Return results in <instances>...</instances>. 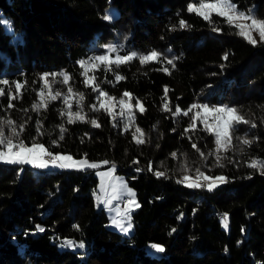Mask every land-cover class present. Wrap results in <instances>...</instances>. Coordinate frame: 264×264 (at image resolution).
<instances>
[{
  "label": "trees",
  "instance_id": "trees-1",
  "mask_svg": "<svg viewBox=\"0 0 264 264\" xmlns=\"http://www.w3.org/2000/svg\"><path fill=\"white\" fill-rule=\"evenodd\" d=\"M209 1L0 0V80L10 82L0 122L29 145L107 161L139 204L123 236L106 227L95 168L0 163V264H264V40L188 10ZM231 2L264 19V0ZM105 55L117 59L96 62ZM87 62L97 63L90 79ZM14 82L22 88L10 94ZM124 93L127 113L100 102ZM195 103L238 112L226 149L193 119ZM219 176L212 190L188 186Z\"/></svg>",
  "mask_w": 264,
  "mask_h": 264
},
{
  "label": "snow or ice",
  "instance_id": "snow-or-ice-1",
  "mask_svg": "<svg viewBox=\"0 0 264 264\" xmlns=\"http://www.w3.org/2000/svg\"><path fill=\"white\" fill-rule=\"evenodd\" d=\"M189 11H196L198 14L202 15L205 19H208L213 13L215 15L223 18L227 24L234 26L236 29H238V34L245 38L249 43H255V41L252 39L251 32L253 30H256L259 32L261 40H264V19H258L256 18V12L255 9L249 10L247 13L241 12L237 9V7L231 2V0H215L214 3H199V8H193L192 5L188 6ZM110 13H107L105 15V19H108L110 17ZM245 21H250V23H244ZM4 23H8L7 21H2ZM180 26L184 27L185 22L183 20L180 21ZM153 56L156 55V53H152ZM100 61L105 60L106 58L101 56L97 58ZM127 59V57H125ZM143 60L149 59L148 56H145L142 58ZM169 63H172V61H169ZM67 77H65V82H67ZM119 79V77H117ZM41 80L45 82V87H50L47 84L48 80V74H45L43 77H41ZM8 80H0V84L3 85H9ZM14 88H8L7 91L11 93H19V91L22 88V85L20 82H14ZM5 92V89L0 88V96H2ZM69 92H71V88H69ZM39 95L41 96V103L45 104L47 103V100L45 99V94L43 90L40 91ZM61 95L60 92H55L53 95L51 91L48 94V98L55 100L57 97ZM125 96L128 95V93H124ZM14 95L9 96V105L8 107H12L11 99H14ZM81 99L83 97L81 96ZM65 103L67 104L68 101L65 99ZM121 105L125 104V101H120ZM193 107H196L193 105ZM206 110L216 112V113H224L226 115H232L236 112L235 109L232 108H210L208 105L203 106ZM71 108V105H69V109ZM187 113H185L186 115ZM73 117L83 119L81 117V113L79 111L72 113H69L68 116V123H73ZM195 119V117H193ZM129 120H131V116H129ZM237 122L240 121L239 117H236ZM92 124H95L96 121L92 120L90 121ZM221 122L223 124V127H218L216 136H217V144L220 143V137L228 135V129L232 127V125L229 123L228 120L223 119L221 117ZM246 122V121H245ZM0 123H6L9 128L12 129L11 135H5V133L0 130V163L5 164H11V165H24V164H31L33 166L38 167H48L49 165H52L54 167H61V168H68V167H79L81 163H85V161H76L73 165H69L65 163V161L71 160L72 157L69 155H54L51 153V151H46V147L43 144H36L31 143L29 146L28 143H26L23 139L20 138V132L17 131V129L14 127L13 121H6V122H0ZM255 127V125H252ZM234 131H238V129H233ZM137 132H140V129H136ZM63 139V137H61ZM244 144H250L251 141L248 139L243 140ZM107 163V161H105ZM250 167H256L257 162L253 161ZM87 167L95 168L96 165L94 163L87 164ZM158 175H163V173H159ZM207 180L208 177H205ZM188 177H184V181H187ZM219 182H224L225 177L219 176L216 178ZM189 187H199V186H207L209 190H212L213 184H207V185H200V184H188ZM132 193L129 190V196H131ZM129 203H132L130 200ZM137 207L139 205H136ZM43 230V229H41ZM66 246H72V241H65L64 242ZM79 247H83V244L79 245ZM153 247L157 248L158 251H163L162 248H160L157 245H153Z\"/></svg>",
  "mask_w": 264,
  "mask_h": 264
},
{
  "label": "rangeland",
  "instance_id": "rangeland-1",
  "mask_svg": "<svg viewBox=\"0 0 264 264\" xmlns=\"http://www.w3.org/2000/svg\"><path fill=\"white\" fill-rule=\"evenodd\" d=\"M215 0L209 1V2H203V3H214ZM195 8H199V4L195 6ZM238 9V8H237ZM241 12H244L240 9H238ZM248 11H245L247 13ZM108 13L111 15L115 14V10L110 7L108 9ZM210 18H214L218 22L222 23H227L223 18L215 15L213 13ZM258 19H262L258 16H256ZM244 23H250V21H245ZM238 30V29H237ZM252 39L255 42H258L261 40L259 32L256 30H253L251 32ZM14 38L17 37V35L13 36ZM108 55V54H107ZM103 56L106 59L103 61H100L96 59V62H104L107 63L110 60H116V57L112 56ZM101 57V56H98ZM97 57V58H98ZM93 62V64H97ZM93 64L91 62H87V67L85 68L88 71V78L90 79L92 76V70L94 68ZM113 98L107 95L101 96L100 102L104 105H106L108 108H110L111 111L117 112V111H124L127 113L126 110H130L133 108L134 105H131V102L129 101L128 95L125 97L120 98L117 102L112 100ZM123 100L125 101L124 105H121L120 101ZM119 107H116V106ZM196 107L192 106V115L195 117V120H197L198 123L203 125L205 129L210 131L213 135V141L215 143V149L222 151L226 149L230 143V140L232 138V132L233 126L235 123H237L236 117L240 118V115L238 112H235L232 115H226L224 113H216L212 112L209 110H206L203 106L204 105H198L197 103L194 104ZM135 107L141 109L142 106L140 105L139 102L135 103ZM210 108H229V107H224V106H209ZM221 117L223 119H226L229 121V123L232 125L228 129V135L227 137L221 136L220 137V143L217 144V130L218 127H223V124L221 122ZM40 144V143H36ZM30 146V145H29ZM54 155H69L72 157L71 160L65 161V163L69 165H73L74 162L76 161H85V163H81L79 167H68V168H61V167H54L52 165H49L48 167H42V168H54V169H81V168H91L87 167V164L89 163H94L96 165V175L98 177V186L97 190L94 194L95 200L99 206H102L108 216V221L106 223V227L117 231L118 233H121L123 236H128L132 232V220H131V212L137 208L136 205L138 204L135 191L132 187H130L125 179V176L123 173L120 172H115V168L112 165H106L104 161H96V160H89L86 158H77L72 156L71 154L68 153H53ZM31 165V164H28ZM33 166V165H31ZM33 167H38V166H33ZM198 183L202 185V182L204 183L203 185L208 184H216L219 183L216 179H205V177H201L197 179ZM129 190L131 191L132 195L129 196ZM125 200V205H121L118 203V201H123ZM132 201V203H129V201ZM225 224V221H223ZM80 244H77L76 246L78 247ZM153 245H157L160 248L163 249V246L158 243H148L146 245V250L149 254L151 255H160L162 251H158L157 248L153 247Z\"/></svg>",
  "mask_w": 264,
  "mask_h": 264
},
{
  "label": "built area",
  "instance_id": "built-area-1",
  "mask_svg": "<svg viewBox=\"0 0 264 264\" xmlns=\"http://www.w3.org/2000/svg\"><path fill=\"white\" fill-rule=\"evenodd\" d=\"M111 164H113V162H111ZM203 185V184H202ZM119 204H121L122 206L125 205V200L123 201H118Z\"/></svg>",
  "mask_w": 264,
  "mask_h": 264
},
{
  "label": "bare ground",
  "instance_id": "bare-ground-1",
  "mask_svg": "<svg viewBox=\"0 0 264 264\" xmlns=\"http://www.w3.org/2000/svg\"><path fill=\"white\" fill-rule=\"evenodd\" d=\"M202 184H204V183L202 182Z\"/></svg>",
  "mask_w": 264,
  "mask_h": 264
}]
</instances>
